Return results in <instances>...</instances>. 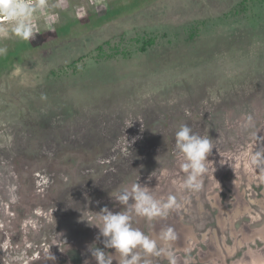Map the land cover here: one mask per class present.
I'll list each match as a JSON object with an SVG mask.
<instances>
[{
	"label": "rangeland",
	"instance_id": "1",
	"mask_svg": "<svg viewBox=\"0 0 264 264\" xmlns=\"http://www.w3.org/2000/svg\"><path fill=\"white\" fill-rule=\"evenodd\" d=\"M32 21L0 38V264H95L92 224L136 182L175 201L133 214L158 241L142 264H264V0H47ZM182 124L213 145L198 189Z\"/></svg>",
	"mask_w": 264,
	"mask_h": 264
},
{
	"label": "clouds",
	"instance_id": "2",
	"mask_svg": "<svg viewBox=\"0 0 264 264\" xmlns=\"http://www.w3.org/2000/svg\"><path fill=\"white\" fill-rule=\"evenodd\" d=\"M47 7V0H0V38L12 36L29 42L39 32L33 23L34 13ZM7 53L6 47H0V56ZM131 121L128 123L130 126ZM175 151L182 157L180 167L187 174L185 187L198 189V178L206 171L205 162L213 145L204 136L193 132L187 124H182L175 132ZM119 205L125 206L124 211H110L104 207L100 211L98 238L102 237L103 248L91 247V256L95 264H142L143 254L159 255L157 239L145 234L139 228L133 227V214L137 217H146L152 220L167 215L175 201L170 198L168 203L156 200L146 186L135 183L130 189H122L112 196ZM131 202V203H130ZM172 230L169 229L162 239H172ZM106 249L113 250L106 253ZM170 264H177L176 258L169 253ZM85 264H89L86 260Z\"/></svg>",
	"mask_w": 264,
	"mask_h": 264
},
{
	"label": "trees",
	"instance_id": "3",
	"mask_svg": "<svg viewBox=\"0 0 264 264\" xmlns=\"http://www.w3.org/2000/svg\"><path fill=\"white\" fill-rule=\"evenodd\" d=\"M112 11H108L107 13L110 14ZM27 42V41H26ZM31 42V39L29 42L27 43H30ZM19 43V42H18ZM143 46H142V49L146 46V45H149L151 43H153V38H148L146 39L144 42H143ZM16 51V48L12 49L11 51L8 52V54H5L3 56H0V60L1 61H4V60H7L9 58L10 55H12V53H14Z\"/></svg>",
	"mask_w": 264,
	"mask_h": 264
},
{
	"label": "flooded vegetation",
	"instance_id": "4",
	"mask_svg": "<svg viewBox=\"0 0 264 264\" xmlns=\"http://www.w3.org/2000/svg\"><path fill=\"white\" fill-rule=\"evenodd\" d=\"M173 152H175L174 154H175L176 156H178V154H177L176 151H175V148H174ZM177 166H178V165H177ZM177 168H178V167H177ZM174 174H176V173H175V168H171V169H169V170H164L162 175L169 176V175H174ZM168 188H169V187H167V189H168ZM158 189L166 194V189H165V188H161V189L158 188ZM162 189H163V190H162ZM234 263H235V262H234ZM234 263H232V264H234Z\"/></svg>",
	"mask_w": 264,
	"mask_h": 264
},
{
	"label": "bare ground",
	"instance_id": "5",
	"mask_svg": "<svg viewBox=\"0 0 264 264\" xmlns=\"http://www.w3.org/2000/svg\"><path fill=\"white\" fill-rule=\"evenodd\" d=\"M261 261V260H260ZM262 262V261H261ZM255 263V260L254 259H248L247 261L245 262H239V261H236L234 264H254Z\"/></svg>",
	"mask_w": 264,
	"mask_h": 264
}]
</instances>
